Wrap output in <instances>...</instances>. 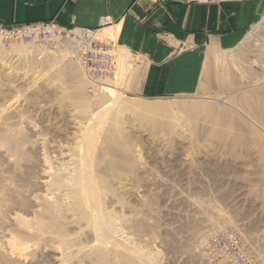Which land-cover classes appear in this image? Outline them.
Returning <instances> with one entry per match:
<instances>
[{
	"label": "rangeland",
	"instance_id": "obj_1",
	"mask_svg": "<svg viewBox=\"0 0 264 264\" xmlns=\"http://www.w3.org/2000/svg\"><path fill=\"white\" fill-rule=\"evenodd\" d=\"M245 35L164 99L125 51L97 83L68 40L0 47V264H209L226 229L264 257V13Z\"/></svg>",
	"mask_w": 264,
	"mask_h": 264
},
{
	"label": "crops",
	"instance_id": "obj_2",
	"mask_svg": "<svg viewBox=\"0 0 264 264\" xmlns=\"http://www.w3.org/2000/svg\"><path fill=\"white\" fill-rule=\"evenodd\" d=\"M263 13L264 0H0L2 24L53 21L113 42L125 51V70L140 67L135 88L147 99L200 90L207 60L238 47ZM104 20L109 24L102 27Z\"/></svg>",
	"mask_w": 264,
	"mask_h": 264
},
{
	"label": "built area",
	"instance_id": "obj_3",
	"mask_svg": "<svg viewBox=\"0 0 264 264\" xmlns=\"http://www.w3.org/2000/svg\"><path fill=\"white\" fill-rule=\"evenodd\" d=\"M243 0H189L190 3L210 5ZM108 21L102 22V27ZM93 30L67 29L53 21L5 25L0 23V47H33L39 43L68 40L80 55L88 77L97 83L115 79L119 72L118 48L94 38ZM204 254L209 264H264V258L250 256L236 232L226 229L215 234L205 245Z\"/></svg>",
	"mask_w": 264,
	"mask_h": 264
},
{
	"label": "bare ground",
	"instance_id": "obj_4",
	"mask_svg": "<svg viewBox=\"0 0 264 264\" xmlns=\"http://www.w3.org/2000/svg\"><path fill=\"white\" fill-rule=\"evenodd\" d=\"M94 38L96 39V40H99L100 42H104V43H107V44H110V43H113V42H111V41H108V40H105V39H103V38H101L98 34H97V32H94ZM71 46H72V44H71ZM237 47V46H236ZM54 49V48H53ZM71 49L73 50V52L76 54L77 53V49L75 48V47H71ZM120 54H121V51L118 53V65H119V72L116 74V77H115V79H108V80H106V81H104L103 83H107V82H118V81H120V79H121V77H122V72H123V67L121 66V62H120ZM142 110H147V109H149V111H150V108H154V107H149V106H143V107H140ZM181 108V107H180ZM102 109V108H101ZM152 111V110H151ZM97 193V192H96ZM99 236L101 237V238H106L105 236H104V234H103V232L101 231V229L99 230ZM249 253V252H248ZM249 255L250 256H254V257H256V258H264L263 256H255V255H252V254H250L249 253Z\"/></svg>",
	"mask_w": 264,
	"mask_h": 264
}]
</instances>
